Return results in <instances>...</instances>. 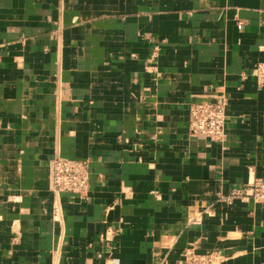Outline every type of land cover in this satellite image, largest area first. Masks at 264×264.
I'll use <instances>...</instances> for the list:
<instances>
[{"label":"crops","instance_id":"0c3cea01","mask_svg":"<svg viewBox=\"0 0 264 264\" xmlns=\"http://www.w3.org/2000/svg\"><path fill=\"white\" fill-rule=\"evenodd\" d=\"M219 100L224 138L192 135ZM57 154L85 198L51 193ZM257 179L264 0H0V264H259L264 203L218 199Z\"/></svg>","mask_w":264,"mask_h":264},{"label":"built area","instance_id":"2783aa9c","mask_svg":"<svg viewBox=\"0 0 264 264\" xmlns=\"http://www.w3.org/2000/svg\"><path fill=\"white\" fill-rule=\"evenodd\" d=\"M225 106V100L191 102L188 108L190 133L195 136L221 141L224 138ZM48 172L49 189L54 197L60 192H71L82 198L86 197L89 171L85 162L72 160L57 154L49 160ZM237 196L264 203V180H254L242 190L233 189L228 195L219 196L218 199L230 202ZM52 214L53 218L59 216L60 207L58 204L53 205ZM114 235V231L108 230L105 239L110 240ZM101 237H103V234H101ZM184 259L186 264H212L217 260V256L214 254L199 255L189 249L185 251ZM259 264H264V262Z\"/></svg>","mask_w":264,"mask_h":264}]
</instances>
